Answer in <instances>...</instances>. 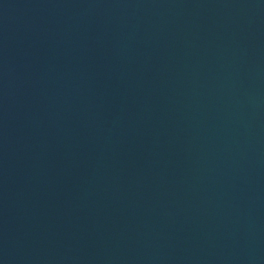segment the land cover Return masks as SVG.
<instances>
[{
  "label": "water",
  "instance_id": "water-1",
  "mask_svg": "<svg viewBox=\"0 0 264 264\" xmlns=\"http://www.w3.org/2000/svg\"><path fill=\"white\" fill-rule=\"evenodd\" d=\"M0 264H264V0H0Z\"/></svg>",
  "mask_w": 264,
  "mask_h": 264
}]
</instances>
